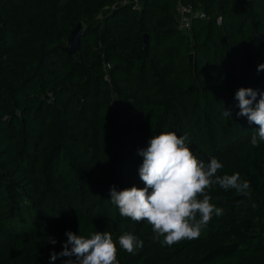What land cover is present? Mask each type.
Masks as SVG:
<instances>
[{
  "label": "trees",
  "instance_id": "16d2710c",
  "mask_svg": "<svg viewBox=\"0 0 264 264\" xmlns=\"http://www.w3.org/2000/svg\"><path fill=\"white\" fill-rule=\"evenodd\" d=\"M123 1L0 0V264H75L59 256L69 231L110 232L118 264H264V142L251 144L258 126L235 99L264 92V0ZM182 4L206 14L189 32ZM166 132L187 135L199 160L217 158V175L250 183L247 195L213 185L223 214L172 246L110 201L113 186L145 187L139 150ZM125 233L143 248H119Z\"/></svg>",
  "mask_w": 264,
  "mask_h": 264
},
{
  "label": "clouds",
  "instance_id": "9594fccd",
  "mask_svg": "<svg viewBox=\"0 0 264 264\" xmlns=\"http://www.w3.org/2000/svg\"><path fill=\"white\" fill-rule=\"evenodd\" d=\"M257 71L264 72V64ZM235 99L239 102L237 116L247 117L249 124L258 126L251 144L259 146L264 142V92L240 88ZM223 115L231 117V112L225 109ZM187 141V135L180 137L175 132L154 136L146 149L139 150L143 157L139 176L145 187L117 191L113 186L110 191V201L118 207L120 215L135 222L146 221L152 227L154 241L162 245L172 246L198 238L213 214L216 217L223 214L222 208L210 202L208 190L213 185L235 189L242 195H247L250 189V183L242 180L239 173L217 175L224 165L215 157L207 163L199 160ZM66 236L60 257L75 256V264H118L117 243L110 232L96 231L85 237L69 231ZM50 242L56 244L55 240ZM118 244L128 254H135L144 246L143 240L131 233L121 235ZM50 258L55 261L57 254L51 253ZM66 264L73 261L68 260Z\"/></svg>",
  "mask_w": 264,
  "mask_h": 264
},
{
  "label": "built area",
  "instance_id": "2783aa9c",
  "mask_svg": "<svg viewBox=\"0 0 264 264\" xmlns=\"http://www.w3.org/2000/svg\"><path fill=\"white\" fill-rule=\"evenodd\" d=\"M134 5L135 9L139 8V0H127L123 1L122 5ZM178 28L181 31H190L193 20H204L206 19V14L204 11H195L190 5H181L178 10ZM221 19L219 20V23ZM109 66V65H108ZM109 81L108 77H105Z\"/></svg>",
  "mask_w": 264,
  "mask_h": 264
},
{
  "label": "water",
  "instance_id": "95a60500",
  "mask_svg": "<svg viewBox=\"0 0 264 264\" xmlns=\"http://www.w3.org/2000/svg\"><path fill=\"white\" fill-rule=\"evenodd\" d=\"M83 26L78 24V26L73 30L70 38L67 41V45L63 46L62 49L68 54H74L79 51L81 45V37L83 35ZM119 124H122L125 120L124 106L119 104L117 106Z\"/></svg>",
  "mask_w": 264,
  "mask_h": 264
},
{
  "label": "rangeland",
  "instance_id": "374dc122",
  "mask_svg": "<svg viewBox=\"0 0 264 264\" xmlns=\"http://www.w3.org/2000/svg\"><path fill=\"white\" fill-rule=\"evenodd\" d=\"M111 11V9H107L103 12V16H105L107 13H109Z\"/></svg>",
  "mask_w": 264,
  "mask_h": 264
}]
</instances>
